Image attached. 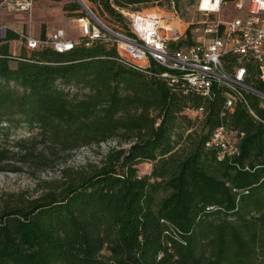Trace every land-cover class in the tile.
Wrapping results in <instances>:
<instances>
[{"label": "trees", "instance_id": "16d2710c", "mask_svg": "<svg viewBox=\"0 0 264 264\" xmlns=\"http://www.w3.org/2000/svg\"><path fill=\"white\" fill-rule=\"evenodd\" d=\"M47 1L86 16L77 0ZM80 1L125 32L118 10L158 0ZM19 39L0 27V172L52 170L80 149L117 147L38 182L37 195L0 194V264H264V102L244 94L259 120L242 102L228 111L225 86L206 99L169 85L125 66L102 39L12 56ZM23 125L30 135L7 141ZM220 126L242 133L236 153L206 147Z\"/></svg>", "mask_w": 264, "mask_h": 264}, {"label": "built area", "instance_id": "2783aa9c", "mask_svg": "<svg viewBox=\"0 0 264 264\" xmlns=\"http://www.w3.org/2000/svg\"><path fill=\"white\" fill-rule=\"evenodd\" d=\"M159 1L151 3L157 5ZM168 1L172 16L167 21L157 10H118L125 19V32L112 31L82 2L86 16L76 19L80 38L85 39L86 45L90 40L102 39L116 47L125 66L147 70L169 85L180 80L206 99L213 97L214 86H225L224 107L232 111L242 102L250 115L259 120L248 107L244 94L264 102V89L257 85H264V0H233L234 11L240 16L229 20L220 16L228 0H195L196 11L203 20L191 23L187 29H183L178 20L174 1ZM34 3L35 0H4L0 6H5L9 12L25 13L31 20ZM79 39L68 38L61 28L44 39L20 34L27 50L49 47L65 52L78 44ZM183 40L189 43L173 48ZM153 66L161 67L162 71H152ZM188 112L190 117H197L204 114V108ZM241 136L242 133L234 129L220 126L212 132L206 147H216L223 155H231L238 151Z\"/></svg>", "mask_w": 264, "mask_h": 264}, {"label": "rangeland", "instance_id": "374dc122", "mask_svg": "<svg viewBox=\"0 0 264 264\" xmlns=\"http://www.w3.org/2000/svg\"><path fill=\"white\" fill-rule=\"evenodd\" d=\"M4 1V0H0ZM174 1V5L176 6V10L179 12L178 20H180L182 28L187 29V26L190 27L191 23H196L203 18L196 11L195 0H171ZM86 7L93 10V14L96 18H98L101 22L106 24L112 31L121 32L120 23L117 19L111 18L106 12H104L100 7L91 6L85 2ZM61 4H52V5H44L40 7L44 13L41 15V12H33L32 21L28 20L27 24L34 29V32H38V27L43 20L44 25L47 26V35H51L54 27H59L63 29L70 39H79L81 37L79 32V25L76 23L75 18L65 17L59 13V9L61 8ZM84 9V8H83ZM160 11L161 17L163 20L169 19L172 16V11L170 9L168 0H160L157 5L152 4L151 2L143 3L142 5H131L126 11ZM13 16H16L13 13ZM46 16H45V15ZM7 9L4 7H0V19L4 16H8ZM44 16V17H43ZM220 16L223 19H234L236 16H240L237 11H234V3L233 0H228L226 5L222 6V10L220 12ZM16 19V18H14ZM22 20V18H21ZM17 21V20H15ZM178 22V21H177ZM25 27V26H24ZM22 48H25L24 45H18V54L21 52ZM26 53L30 51L25 49ZM8 136L7 141H11L13 139H23V137H28L30 132L28 128L23 125L14 129L8 130L5 132ZM100 147H91L80 149L71 154L70 158L66 161L65 165L57 164L55 169L41 170L39 172L33 171L28 167H24L21 172H0V194H9V193H25L30 196L37 195L39 190L38 182L41 181H51L55 179H59L60 171L63 168H82L86 167L87 164H95L98 165L101 161V158L107 153V151L111 148H116L117 145L111 144H101ZM128 147V146H125ZM151 165L140 164L138 165V174L146 175L150 172Z\"/></svg>", "mask_w": 264, "mask_h": 264}, {"label": "crops", "instance_id": "0c3cea01", "mask_svg": "<svg viewBox=\"0 0 264 264\" xmlns=\"http://www.w3.org/2000/svg\"><path fill=\"white\" fill-rule=\"evenodd\" d=\"M52 4H61L62 5V3L48 2L47 0H35L34 6H33V9H34L33 12H41V15H43L42 13H44V12H43L42 9H45V8L40 9V7H43L44 5H49L50 6ZM7 12H8L9 15L8 16H4V17H2L0 19V27H1L2 35L4 34L5 29H11L14 32H16L19 36H20V34L25 33V34L31 35V37L36 39V38H40L39 36H40L41 30H42V27H43L45 29V37L49 36V35H47L48 34L47 33V26L44 25L43 20H41V23H40V25L38 27V32L35 33L34 29L32 28V25L30 26V30H28L29 29V25L27 24L28 23L27 22L28 18H27V15L25 13H22V12L14 13L16 16H13V14H10V13H13V12H9V11H7ZM59 13L63 17L62 8L59 9ZM14 18H16V19H14ZM21 18H22V20H21ZM15 20H17V21H15ZM30 21H32V20H30ZM58 28L59 27H54L53 30L58 29ZM18 45H20V46L24 45L23 41L19 39L18 41L10 42V44H9V52L11 53L12 56H19V54H18Z\"/></svg>", "mask_w": 264, "mask_h": 264}, {"label": "water", "instance_id": "95a60500", "mask_svg": "<svg viewBox=\"0 0 264 264\" xmlns=\"http://www.w3.org/2000/svg\"><path fill=\"white\" fill-rule=\"evenodd\" d=\"M77 2H78L81 6H83V4H82V2H81L80 0H77Z\"/></svg>", "mask_w": 264, "mask_h": 264}]
</instances>
